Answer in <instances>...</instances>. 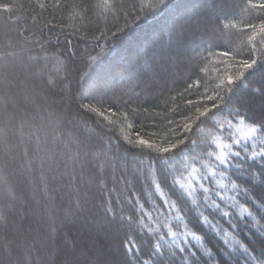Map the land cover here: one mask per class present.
<instances>
[{"label":"snow or ice","instance_id":"6c2138e0","mask_svg":"<svg viewBox=\"0 0 264 264\" xmlns=\"http://www.w3.org/2000/svg\"><path fill=\"white\" fill-rule=\"evenodd\" d=\"M0 25V264H264V0H0Z\"/></svg>","mask_w":264,"mask_h":264},{"label":"trees","instance_id":"16d2710c","mask_svg":"<svg viewBox=\"0 0 264 264\" xmlns=\"http://www.w3.org/2000/svg\"><path fill=\"white\" fill-rule=\"evenodd\" d=\"M21 2L26 3V0H21ZM127 2L131 3L132 0H127ZM139 27L143 28L144 27L143 23H141V25ZM4 31H5V29H4L3 25H0V38H2ZM139 35H141V33L138 31V29L136 27L129 29L125 34H123L121 36V45L126 50L128 47L129 40H131L134 36H139ZM70 39L73 40L74 45H76L77 47H79L83 51V49L85 48V45L83 43H81L79 40H77L75 38L70 37ZM88 47L91 48V47H93V45L89 44ZM93 54H95V53H93Z\"/></svg>","mask_w":264,"mask_h":264}]
</instances>
